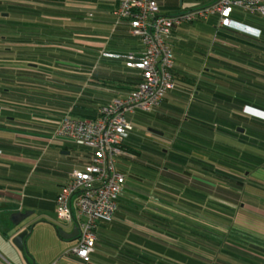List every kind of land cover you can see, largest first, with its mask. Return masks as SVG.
Masks as SVG:
<instances>
[{
	"label": "crops",
	"instance_id": "crops-1",
	"mask_svg": "<svg viewBox=\"0 0 264 264\" xmlns=\"http://www.w3.org/2000/svg\"><path fill=\"white\" fill-rule=\"evenodd\" d=\"M181 2L157 0L159 13L166 16L181 14V10H178ZM119 3L120 0H62L58 8L51 5L62 9V14L41 16L50 21L63 22V30L69 33L68 38L73 41V48L68 49L77 53L75 61L69 59V64L77 65L78 62L79 65L75 68L56 67L52 71V81H48L45 89L60 98L63 104L61 107L47 108L43 113L38 110L37 118L29 123L20 119L15 123H3L5 127H0V264H50L76 243L75 225L68 223L69 228H64L55 221L54 198L65 183L68 173L82 168L90 161L92 150L56 137L52 121L69 115L73 106L79 103L76 99L81 95L83 110L80 108V112H83V119H91L96 116L100 105L124 96L136 87L137 84L130 83L134 71L126 68L122 60L104 55H139L143 50L141 42L131 35L128 21L115 16L114 11ZM210 18L211 22L206 25L197 24L196 31L190 29L188 25L191 24L173 28L169 39L174 56L173 76L176 87L146 115H133L134 134L139 137L131 136L127 143L129 147V141L136 144L138 139H146L151 145L154 141L158 142L163 149L162 154L148 151L143 158L147 165L159 166L163 170L158 178H154L156 169L147 166L143 179L142 204L136 201L140 191L131 190L129 193L125 188L117 207L120 214H132L129 219L124 217V221L145 235L178 245L173 238L153 231L150 226L160 225L157 218L167 219L171 224L179 226L185 222H194V210L185 209L196 207L199 203L194 205V200L185 203L184 190L195 181L210 186L212 191H215L216 186L230 190L234 175L239 183L235 182L232 188L241 194L233 226L244 230L238 236L241 240H256L254 243L257 249L254 251L246 248L250 251H247L248 256L253 257L254 254V262L226 254L225 259L229 263L225 264H264V195L258 193L259 189H264L255 185H264V167H257V171V168L249 170L246 164L243 168L236 166L241 154L246 158L251 151V154L259 158L264 152L258 146L249 150L246 134L253 120L242 114L245 105L233 102V99L227 101L221 98V95L233 97L246 92V83L240 79H246L249 73L244 68L232 73L229 62H232L233 55L240 59L236 60L237 63H254L256 69L257 65L264 63V19L239 9L232 11L231 23L227 27L218 26L216 16ZM33 29L36 31L37 28ZM203 32L209 34L210 38H202ZM1 45L6 47L7 43ZM244 57L246 59L242 62ZM250 74H255V80L261 81L257 70ZM242 75L245 78H241ZM69 81H74L73 87ZM31 89L37 91L39 88ZM190 89L195 91L192 102L187 100ZM151 124L161 131L151 128ZM173 126L178 127V131L175 132ZM175 144L181 149L174 148ZM212 144H221L224 155H217L212 148H208ZM214 153L217 158L212 156ZM128 154L127 149L124 155ZM119 161L117 169L120 167ZM168 172L171 176L172 173L178 176L176 182L166 177L168 174L165 173ZM50 179L57 181L54 190L41 186L49 183ZM134 182L137 184L139 181L135 179ZM135 204L138 205L137 210L145 214L143 226L135 218L137 213L134 216L130 211ZM19 211L31 212L24 222L27 227L33 225L26 239V255L11 241L14 230L10 216ZM118 217L116 219L120 220ZM208 222L211 220L208 219ZM216 224V219H213L214 227ZM58 228L65 235L75 234V237L61 239ZM62 248L63 252L58 254ZM243 251L241 249L240 253ZM98 252L99 249L92 255L94 262L106 264ZM138 252L144 256L143 264H164L167 259L164 249L140 248ZM177 252L175 250L176 257L172 261L181 264L182 258L177 259ZM101 254H105L104 251ZM107 262L123 264L121 257L116 254H111V260ZM63 264L84 263L76 256H69Z\"/></svg>",
	"mask_w": 264,
	"mask_h": 264
},
{
	"label": "trees",
	"instance_id": "trees-1",
	"mask_svg": "<svg viewBox=\"0 0 264 264\" xmlns=\"http://www.w3.org/2000/svg\"><path fill=\"white\" fill-rule=\"evenodd\" d=\"M61 4L62 0H0V43H7L6 47L0 45V58L2 59V64L0 65V121H2V124H0V127H5L3 123H15V121L20 119L29 123L30 120L35 119V117L37 118L36 114H38V110L43 113L47 108H56L63 105L58 96L56 98L53 93L47 92V89L45 88L47 87L48 81L52 79V71L54 68L78 67V62L77 65L69 64V59L75 61L74 57L77 53L68 49L73 48V41L71 38H68L69 33L63 30L61 26L63 22L60 20L50 21V19H44L41 17L43 15L62 14L64 12L62 9L51 7L52 5L54 7L57 6L58 8ZM212 16H216V19L218 18V15L212 14L206 18H197L193 21H187L179 25H200L199 22H196L199 19L206 20V23H204V25H206L208 22H211L212 19L210 17ZM213 20H215V18H213ZM174 26L171 28V34ZM218 26L220 25L218 24ZM34 27L37 28L36 31H34ZM126 54L127 53L115 54L119 55V57H111L122 60L126 68L132 69L126 66L125 60L122 58V56ZM104 55L109 56L107 54ZM232 59V62H229V69H231L233 74L239 69H242V65L243 68L251 67L252 70H260L264 72V63L257 65L256 69L254 63H237L236 60L240 59L234 55ZM245 59V57L242 58V62ZM81 65L83 66V64ZM132 70L135 74L134 76L131 75L132 81H130V83L138 85L141 81L140 71L137 69ZM246 72L249 73L247 78L240 79L242 82L246 83V92H242V94L233 97H224L221 95V98H226L228 99L227 101L233 99V102H241L242 105H245V111H243L242 114L249 116L253 120V122L248 125L246 134L249 147L254 148L258 146L262 148L264 152V143L261 144L255 139L258 138L255 137L258 133H261V135L264 134V82L259 80L256 81L254 77L255 74H250L251 72L248 70H246ZM241 78L245 77L242 75ZM70 84L73 87L74 81H71ZM33 87L39 89H37V91L35 89L32 90L31 88ZM188 92L187 100L192 102L195 91L190 89ZM69 99L74 98L69 97ZM76 100L79 103L76 104V107L73 106L71 111H69V115L67 114L63 118L53 119L54 121L52 122L55 125V130L58 124L65 118L71 120L96 119L100 115V108L109 103L112 99L109 102L100 105L96 116L91 119H83V112H80L81 109L83 110V105L81 104V102H83V95L77 97ZM137 113L143 114L146 112ZM133 129L134 124L132 130L123 141L122 154L118 158V160L120 159V167L118 169L125 177L124 189L126 188L129 193L133 190L140 191L138 193L139 196L144 197L143 179L147 166L149 169H156L154 172V178H158L163 170V168H159V166L152 167L149 164L147 165L143 158L145 156L144 151L147 149L146 151L162 154L163 149L159 147L160 144H158V142L154 141V144L157 146L154 144L151 145L146 139H138L136 144L133 141H129L130 144L128 147V139L131 136H136V138L139 137L138 134H134ZM260 139H264V135L260 137ZM212 147L215 146L208 148L211 149ZM174 148L181 149L176 144L174 145ZM127 149L130 154L124 155L125 151L127 152ZM216 149L221 151H217V153L224 155V152L220 147L216 146ZM248 154L252 159H255L254 164H246L249 169H255L260 166L264 167V153L259 158L255 157V154H251V151H249ZM248 156L246 159L249 158ZM117 165L118 163L116 166ZM166 174H168L166 177H171V180H174L172 181L173 183L178 179V176L173 173L172 176L169 172L165 173V175ZM166 177L165 179H167ZM135 179L141 183L137 182V184H135ZM231 181L233 183L232 187L236 185L235 182L239 183L238 180L236 181L234 175H232ZM232 187L229 190L216 186L215 191H212L210 186L201 182L196 183L195 181L194 184L184 190L183 198L185 203L194 200V205H196L197 202L199 205L193 208L188 207L185 210H194L193 213H201L200 210L202 208L208 209V207H210L211 210L219 213L222 221L220 224H224V227L227 228L228 224H232L235 220L236 207L241 194L238 190ZM196 188H198V191H196ZM137 208L138 205L135 204L130 208V211L133 212L134 216L135 213H137V217L135 216V218L139 220L140 226H143V216L145 214L144 212H139ZM129 214H120L117 207L112 219L101 220L97 223L94 230L96 237L94 250L90 255L89 261L83 262L84 264H96L92 255L97 249H99L98 253L101 258L105 259L104 262L106 264H108L107 260H111V254H116V256L119 255L123 264H143L144 256H142V252H138L140 248H159L166 250L167 254L165 255L167 256V259L164 264H175V262L172 261V259L176 257L175 250L178 251L177 259L180 257L182 258L181 264H214V262L217 264H225L229 263L225 259L226 254L232 255V257H235L236 259L243 258L244 260L254 262L252 259L255 257L254 254H252L253 257H250L251 255L248 256L249 253H247V251H250L247 249L250 248L255 251L257 249V245L254 243L256 240L245 242L238 237L240 236L239 234L233 235L230 232H228V235L224 236V239H217L211 235L209 236V234L193 229L192 227L171 224L167 219L157 218V223H160V225L150 227L155 232L173 238L178 244L175 245L145 235L140 230L126 223L124 219H129L132 215ZM116 217L120 220H117ZM101 236H105L106 238H102ZM241 249H244L245 252L243 251V253H240ZM102 251H104L105 254H101ZM106 253H108V255H106ZM179 253H182V255Z\"/></svg>",
	"mask_w": 264,
	"mask_h": 264
},
{
	"label": "built area",
	"instance_id": "built-area-1",
	"mask_svg": "<svg viewBox=\"0 0 264 264\" xmlns=\"http://www.w3.org/2000/svg\"><path fill=\"white\" fill-rule=\"evenodd\" d=\"M234 9L264 18V0H216L203 9L175 16L160 14L157 0H120L114 14L128 21L130 33L143 46L139 55L127 53L122 58L127 67L140 71L141 81L124 96L102 106L96 119L65 118L54 132L56 137L92 150L86 165L68 173L54 201L56 218L74 224L78 230L76 243L60 258L76 256L88 262L94 250L97 223L113 218L125 183L116 164L123 141L132 130V117L158 106L176 87L172 73L174 56L169 43L171 28L212 14L218 15L221 27H226L231 23ZM50 264L61 263L54 260Z\"/></svg>",
	"mask_w": 264,
	"mask_h": 264
},
{
	"label": "rangeland",
	"instance_id": "rangeland-1",
	"mask_svg": "<svg viewBox=\"0 0 264 264\" xmlns=\"http://www.w3.org/2000/svg\"><path fill=\"white\" fill-rule=\"evenodd\" d=\"M214 2V0H182V2H181V4H180V6L178 7V10H181V13H185V12H193V11H197V10H200V9H203V8H205V7H208V6H210L212 3ZM176 12V11H175ZM178 14H180V13H178ZM170 15H177V13L175 14V13H173V14H170ZM196 22H199L200 23V25H204V23H206V20H203V19H199V20H197ZM189 27H191L190 29L192 30V31H196V27H198L197 26V24H191V25H188ZM202 38H205V39H209L210 38V35L209 34H206L205 32H203L202 33ZM0 45H1V43H0ZM242 68H243V65L241 66ZM244 69H246V70H248L249 72H255L256 70H252V68L251 67H248V68H244ZM257 75H258V79H260L261 81H263L264 82V72L263 71H260V70H257ZM147 113V112H146ZM146 113H143V114H145L146 115ZM149 113V112H148ZM159 126V125H158ZM151 128H155L156 130H160V129H157V127L155 126V125H153V124H151ZM175 128V126H173L172 127V129H174ZM237 129V128H236ZM175 132L176 131H178V127H176L175 129ZM138 131V130H137ZM161 131V130H160ZM165 132H167V131H165ZM138 133V132H137ZM146 134H148V132H146ZM264 135V134H263ZM263 135H261V133H258L255 137H258V138H255L259 143H261V144H263L264 143V139H260V137H262ZM213 146H215V147H212L213 149V152H215L217 155H219V153H217V151L218 152H221L220 150H217L216 149V146H218V147H220L221 146V144H212ZM264 145V144H263ZM253 149V147L251 148V147H249V150H252ZM147 150V149H146ZM144 151V152H148V151ZM254 150V149H253ZM214 153V155H212V156H215L216 158H217V156H216V154ZM231 156H233V154L231 155ZM235 157H236V155H235ZM249 158L248 159H246L245 158V156H244V154H241L239 157H238V161H236V163H238V165H236L238 168H243L244 166H245V164H254L255 163V159H252V157H250V156H248ZM247 168H248V166H247ZM257 168V167H256ZM255 168V169H256ZM260 169L261 168H263V167H259ZM259 168H257V171H258V169ZM249 169V168H248ZM249 170H251V169H249ZM56 180H54V179H50L49 180V183H46V184H43V185H41V186H43L44 188H48V189H52V190H54L55 189V187H54V185L56 184ZM48 184H50V185H48ZM264 184V183H263ZM255 185H257L258 187H261V188H263L264 189V185L263 186H261V185H258V184H255ZM258 193H260V194H262V195H264V190H258ZM245 196V193L244 194H242L241 195V197L243 198ZM136 197V196H135ZM136 201L137 202H141L142 201V198H141V196H138V197H136ZM141 204H142V202H141ZM209 211V212H208ZM200 212L201 213H196V214H194V218H193V220H194V222H192V223H187V222H185L184 223V225L185 226H189V227H192L193 229H196V230H198V231H200V232H202V233H205V234H209V236L211 235V236H213L214 238H217V239H224V236H226V235H228V232H230L231 234H233V235H236V234H239V235H241V232H244V230L243 229H240V230H242V231H240V230H238V229H236L234 226H233V223L232 224H228V227L227 228H225L224 227V224L222 225V224H220L222 221H221V219H220V215H219V213L218 212H214V210H211V209H204V208H202L201 210H200ZM217 213V214H216ZM214 214H216V215H214ZM237 215V214H236ZM208 219H210L211 220V222H208ZM213 219H216V221H217V224L215 225V227H214V225H213ZM235 219H236V217H235ZM55 221H56V223H58L59 224V226H62V227H64V228H69V227H67V226H70L67 222H63V221H60V220H58L57 218H56V216H55ZM224 222V221H223ZM225 228V229H224ZM231 230V231H230ZM245 234V233H244ZM252 238V237H251ZM58 240V239H57ZM57 243V246L56 247H58V242H56ZM65 248V247H64ZM63 252V248L58 252V254H60V253H62ZM62 255V254H61ZM60 255V256H61ZM60 256L59 257H57V258H55V260H58L61 264H63V263H65V259L66 258H60Z\"/></svg>",
	"mask_w": 264,
	"mask_h": 264
},
{
	"label": "water",
	"instance_id": "water-1",
	"mask_svg": "<svg viewBox=\"0 0 264 264\" xmlns=\"http://www.w3.org/2000/svg\"><path fill=\"white\" fill-rule=\"evenodd\" d=\"M151 132L158 133L156 130L149 129ZM241 130V129H240ZM31 214L29 211H19L12 213L10 216V221L12 224L13 234L11 241L13 245L23 254H27V245H26V239L30 235L33 225H30L27 227V225L24 224L25 220L28 218V216ZM58 234L60 235L61 239L69 240L75 237V234L77 235V228L74 230V235L69 234L65 235V233L62 231L61 228L57 229Z\"/></svg>",
	"mask_w": 264,
	"mask_h": 264
}]
</instances>
